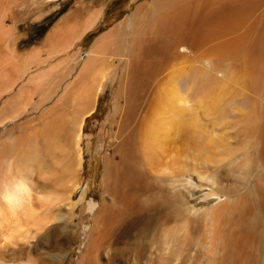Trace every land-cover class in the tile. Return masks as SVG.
<instances>
[{
    "label": "rangeland",
    "instance_id": "rangeland-1",
    "mask_svg": "<svg viewBox=\"0 0 264 264\" xmlns=\"http://www.w3.org/2000/svg\"><path fill=\"white\" fill-rule=\"evenodd\" d=\"M151 1L0 0V67L5 68L7 65L5 69H8L9 66L11 68V70H7L8 73L5 72L8 78L3 80L4 77H2L0 82L4 84L6 82L12 83V80L15 82L12 92H2L0 94V108L22 91H24L25 101L31 100L32 104L34 99L37 100L34 98L36 94H32L33 90L37 89V84L32 81L29 75L31 72H26L30 65L40 66L39 62L33 58H28L26 61L21 53L16 55V42H10V39H14L16 35L23 36L17 47V52H23L25 47L45 31L46 24L51 21L55 13L70 12L73 9L68 13L67 17L69 19L73 18L70 19V22L74 25L85 19V13L92 5L94 8H101L103 11L97 21L98 23L93 25L94 28L86 33L84 37L85 31L81 33V37H83L81 41L78 40L72 46L66 43L63 47L60 46L59 49H56V54H58L56 57L50 58L46 55L47 63H49L52 59L56 62L59 58H63L64 54H77L76 60L73 61L71 56L70 58L73 65H77V70H79L90 47L103 38L101 41L103 48L97 47L99 50L98 65L101 67L99 71L103 79L97 92V101L95 105L93 104L95 110L92 115L87 116L85 110L82 115L76 117L80 124L79 136H82V138L78 141L79 149L75 150V157L71 160L69 158L59 160V158L54 159L47 155L45 144L40 135L37 134L45 129V117L39 120L40 115L45 111L39 114L34 107L30 106V103L27 105V111L22 112L12 122L0 126V135L8 131L9 137L15 142L13 149L18 151L4 153L11 156V159L2 163L20 165L12 168L1 167L0 180L4 179L5 174L9 175L10 182H13L14 178L24 176L26 179H30L31 185L40 195L51 193L54 197L58 196L64 199L62 203L57 201L45 204L46 206L44 207L41 203L37 204L35 202L37 194L34 190L31 191L30 203L34 207L37 206L38 208L36 209L40 212L37 214V218L45 213L50 218V222L45 224L40 222L33 223L32 220H30L31 222L23 220L22 225L25 227V233L13 240L12 245L7 246V249L4 250L6 259H3L4 256L0 257V264H11L13 262L16 264H209L203 258V255H209L210 253L207 251L209 248V245H207L209 239L207 232L208 229L211 230V227L208 226L209 222L204 223V219L209 214L212 216L218 206H222L232 199L227 195L226 197L220 196V200L212 204V195H215V193L221 195V193L217 191V188L210 186V184L199 181L192 174H187L183 178L189 181L188 187L182 184L170 185L165 175L174 170L175 167H172L174 158V161L180 162V156L183 154L181 151L183 144L174 143V139L170 140L168 138L164 145L165 149L158 154L157 158L156 156H149L144 151L140 124L145 121V117L151 110L158 107V111L162 115L161 119L172 126V113L165 109L167 102L164 101V103H161L162 105L158 104L157 97L159 94L162 95V93L164 94L166 91L176 88V83L180 82V79L184 76L187 79L182 80V85H189V90L184 91L187 98L185 101L189 102V108L184 107V109H186L188 118H194L200 124V130L197 128L196 130H198L201 137H203V133L216 135L220 141L223 133L228 137H233L232 125L235 123L236 118H228L230 103H226L232 99L245 98L254 107L255 115L260 118L264 114V102L261 100L264 99V61L259 63L261 70H253L246 65L250 57L249 54H251L250 50H246L239 57L237 56L235 64H232L230 60H227L228 62L226 63V59H229L228 56H230L227 53L235 52L234 49L228 48L226 43H229L234 36L244 35L246 32L244 31L243 33L242 30H245L246 26L242 27L240 31L238 30L234 36L230 33L221 32V37L207 42L206 45L199 49L188 50L186 46H181L173 50L169 58L163 63L160 71L157 72L158 74H155L149 80L150 83L148 82L145 92L135 101L136 111L133 125L136 126V133L133 148L136 161H138L137 165L145 176L143 181L144 183L147 181L150 184H154L158 188L170 190L171 194L169 195H172L173 200L175 199L174 208L177 209L179 207L168 221L160 222L159 228L155 233L156 236L154 238L152 235L146 238H143V236V239L140 237L143 230V220L149 215L147 214V216L143 215L135 219L130 218V221L128 220L125 225L126 228L120 226L114 235H112L113 233L111 234L110 230L109 232L112 236L106 235V233L104 235L105 238L97 244V239L100 238V229H98L100 224L98 225V222H95V214L86 210L88 203L95 206V213L103 207H106L105 212L112 211L115 213L114 210H117V206L112 205L113 201L110 193H107L104 187L103 174L106 165H114L118 146L123 139L119 131V125L127 100L132 101L133 99L131 98L135 97L132 90L135 87L133 85H139L142 82L140 79L143 76L139 74V71L135 74L136 78L131 79L129 76L131 73L129 71V61L131 59L132 63L138 61L140 42L153 34L161 18L155 16L152 19L148 16L145 22L138 24L137 28L133 30V34L131 32L125 33L121 36V39H117L116 47H110V50L107 44L110 39L103 36L110 30L115 29L119 24H126L136 7L147 6ZM88 4H90L89 7H87ZM262 8H264V5L251 19L254 27L258 29L253 27L254 29L252 28L250 33L248 32L244 35V37L250 38L249 41L260 33L261 27L259 28L258 25L264 19ZM254 20H256V23ZM31 21H36L37 24L31 27V25H28L29 23L31 24ZM12 25L13 27H11ZM27 25L30 30H26ZM18 30L23 31L20 32ZM25 30L27 31V36L24 32ZM117 33L118 30L111 31L112 36L117 35ZM67 34L64 29L56 37L58 39L65 38ZM222 38L224 39L222 40ZM208 44L210 45L208 46ZM67 50L70 51L65 52ZM46 51L49 50L45 46L42 52L46 53ZM37 57H39V54ZM203 60L210 61V64ZM200 64L207 68L208 74L204 79H200L197 76L198 70L196 71V69L203 68ZM59 67L57 64L54 72L57 71L58 73ZM237 68L243 76L241 77L242 85L237 83L233 75H230ZM9 73L11 75H8ZM57 77L59 83L65 78L60 74H57ZM44 79L48 80L49 75L45 76ZM248 79L249 81H247ZM137 80L138 83L136 82ZM42 82L45 90L47 83L45 80ZM192 84L194 86H191ZM226 86H228V92L224 95L222 91L226 89ZM191 88H195L198 91L192 93L190 91ZM179 90L181 89L179 88ZM28 96L30 99H28ZM51 104L52 101L48 102V105ZM72 108L70 103L59 107L62 110L61 112L64 113V117H66L59 119V124H62L63 120L65 123L67 122L68 118L71 117ZM204 108L206 109L204 110ZM60 110L55 117H61ZM222 112L224 113L222 114ZM228 124L231 125L229 126ZM187 129H190V127H187ZM124 134H127V131ZM34 141L36 145L35 152L33 150ZM230 142L232 144H240L235 139H230ZM45 143L47 144L46 140ZM11 146L7 145V148ZM240 152L242 153V159H244L245 153L243 151ZM25 153H29L27 154L28 158L15 160L16 154ZM33 153L38 155V158L35 157V162L32 161ZM174 156H177V158ZM67 161H73L75 165L69 167ZM252 161H255L254 155ZM219 164L214 165L212 163L210 165L213 166L212 168L218 174H223L221 172V163ZM255 165L252 164L251 167L252 172L249 175V180L251 179V181L259 173V168L256 169ZM22 170H26L27 173L21 172ZM1 181L0 186L2 185ZM71 182L74 183V186L65 189V185ZM162 183H164V186ZM156 194L157 190L143 192L139 196L140 204H147L148 199ZM66 199L73 206L72 210H69ZM195 209H200L201 212H194L189 215V212ZM201 218L202 221L199 220ZM90 232L92 238L90 237L91 240L89 241ZM145 242H147L146 251L142 257H139L137 253L138 247Z\"/></svg>",
    "mask_w": 264,
    "mask_h": 264
},
{
    "label": "bare ground",
    "instance_id": "bare-ground-1",
    "mask_svg": "<svg viewBox=\"0 0 264 264\" xmlns=\"http://www.w3.org/2000/svg\"><path fill=\"white\" fill-rule=\"evenodd\" d=\"M263 5L264 0H152L147 6L136 7L126 24H119L115 29L110 30L103 36L110 39V42L107 43L108 49L116 47L115 43H118L117 39H121V36L125 33L131 32L133 34V30L137 28L138 24L145 22L148 16L152 19L155 16L161 18L153 34L140 42L138 61H134L133 63L132 59L129 61V71H131L129 76L131 79H134L136 78V72L139 71V74L143 76L140 79L142 82L139 85H133L135 87L132 90L136 98H131L133 99L132 101L127 100L126 106L124 105L125 108L123 109L119 125V131L123 139L118 146L114 165H106L103 174L104 187L107 193H110L113 201L112 205L117 206V210H114L115 213L112 211L105 212L106 207H103L95 213V206L93 204L88 203L86 207L89 213L95 214V222H98V225L100 224L98 228L100 229V238L97 239V244L105 238L104 235L106 233V235H111L112 233L114 235L120 226L126 228L125 225L128 220L130 221V218L135 219L143 215L147 216V214L149 215L143 220L142 236L140 235V237L144 236L143 238H146L152 235L154 238L160 222L164 220L168 221L176 213L175 210L179 209V207L176 209L173 206L175 199L173 200L172 195H169L171 194L170 190L158 188L147 181L144 183L145 176L137 165L138 161H136L135 157V150L133 148L136 133V126L133 125L136 111L135 101L145 92L148 82L150 83L149 80L155 74H158L157 72L160 71L163 63L176 48L186 46L188 50L199 49L206 45L207 42L221 37V32L230 33L234 36L244 26L246 28L242 30L243 33L244 31L250 33L254 27L251 19ZM89 6L90 4L87 5V7ZM262 9L264 12V8ZM102 12L101 8L97 9L92 5L85 13V19L81 20L82 23L79 21L77 24H74L70 31L71 33H68L65 38L58 39L56 35L49 36L48 45L50 46V50L46 52V55L52 58L56 56V49H59L60 46L63 47L65 43L72 46L80 40L81 34H77L79 32L83 33L88 29L90 30L95 22L98 21ZM257 17L259 18V15ZM254 22L256 23V20ZM258 22L260 23V21ZM80 23L81 26H79ZM258 26L259 28L261 27L260 33L254 34L255 37L252 40L249 41V37H244L245 33L244 35L234 36L229 43H226L228 48L235 50L233 53H227L230 56H228L229 59H226V63L228 62L227 60H230L232 64H235L237 56L239 57L246 50H250L251 54H249L250 57L246 65L250 66L253 70H261L259 63L264 61V19ZM114 30H118V33L112 36L111 31ZM20 37L16 35L14 39H10V42L14 41L18 44ZM102 39H99V41L90 47L86 56L84 55V61L78 70L81 84V105L76 104L74 106L75 108L71 112V117L68 118L66 123L59 124L57 121L51 119L49 115L45 116L47 119L44 122L46 130L43 132V138L48 142L46 144L47 147L51 150H56L62 160L66 158L71 160L75 157V150L79 149L78 141L82 138V136H79L80 124L76 117L82 115L85 110L87 116L90 115L91 106L84 102L88 99H95L100 82L103 79L99 71L101 67L98 65V48H103ZM76 55H71L73 61L76 60ZM37 58L34 59L37 61ZM203 61L210 64V61ZM200 65L203 66V64ZM5 68L0 67V80L2 77H4L3 80L8 78L5 72L8 73L7 70H11V68L10 66L8 69ZM206 69L205 66L196 69V71L198 70L197 76L200 79H204L207 76L208 72ZM11 73L8 75H11ZM230 75L236 78L238 84H243L241 80L243 76L238 68ZM185 79H187L186 76L182 77L180 82L176 83V88L174 87V89L166 91L162 95L159 94L157 97L158 104L164 103V101L167 102L165 109L172 113V126L161 119L162 115L158 111V107L151 110L145 117V121L140 124L144 151L149 156H156L157 158L158 154L165 149L164 145L168 138L170 140L174 139V143H182V149H180L183 154L180 151V162L177 163L174 161V158L172 161V167H175L174 170L165 175L168 178L169 184L172 186L182 184L188 187L189 181L183 178L187 174H192L199 181L210 184V186L217 188V191L221 193V195L217 193L212 195V204L217 203L220 200V196L226 197L227 195L232 199L222 206H218V209H215L212 216L209 214L204 219V223L209 222L208 226L211 227V230L208 229L207 232V235H209L207 243L209 248L207 251L211 254L203 255V258L209 264H264V114L260 118L257 117L254 113V107L245 98L229 100L226 102L230 103L228 118H236L235 123L232 125L233 137H228L225 133L221 135V141L218 139V136L211 133V136L203 133V137H201L198 130H196V128L200 130V124L194 118H188L186 109H184V107L189 108V102L185 101L187 98L184 92L189 90V85H182V80ZM11 82L10 84L15 83L14 80ZM136 82L138 83V80ZM133 86L131 85V87ZM191 86H194V84ZM195 88H191L190 91L192 93L197 92L198 90ZM227 88L228 86H226V89H223L222 94H227ZM261 100L264 102V99ZM148 117L150 118L148 119ZM187 127H190V129H187ZM60 130H64L66 134L62 143L57 142L56 136H54V132ZM126 131L127 134H124ZM230 139H235L240 144H232ZM240 151L245 153L244 159H242ZM27 154L29 153L24 154V157L28 158ZM253 155L255 157L254 162L252 161ZM35 157L36 154L34 156L33 153L32 161L34 162ZM174 157L177 158V156ZM67 162L69 167L75 165L73 161ZM212 163L214 165L221 163V172L223 174H218L212 168L213 166L210 165ZM252 164L256 166V169L259 168V173L251 181V179L249 180V175L252 172ZM21 172L27 173L26 170H22ZM9 178V175L5 174L4 179L0 180L2 183L0 186V257L4 256L3 259H6L4 250L7 249V246L12 245L13 240H16L21 234L25 233V227L22 225L23 220H32L33 223L40 222L45 224L50 222V218L45 213L37 218V214L40 213L36 209L38 207H34L30 203L32 190L37 194L35 202L37 204L41 203L44 207L46 206L45 204L57 201L62 203L64 200L58 196H52L51 193L40 195L33 188V185H31L30 179H26L24 176L14 178L13 182H10ZM162 184L164 186V183ZM65 186V189H67L74 186V183L71 182ZM150 190H157V194L148 199L147 204L141 205L139 196L143 192ZM66 202L69 210H72L73 206H71L68 200ZM206 209L209 210L208 208ZM120 210L122 211L120 212ZM194 212H201V210L195 209L189 212V215ZM199 220L202 221V218ZM109 225L111 226L109 227ZM106 230L107 232H105ZM91 232L93 231L91 230ZM91 232L89 241L92 238ZM146 245L147 242L138 247L137 253L139 257L144 255ZM11 264L16 263L13 262Z\"/></svg>",
    "mask_w": 264,
    "mask_h": 264
},
{
    "label": "crops",
    "instance_id": "crops-1",
    "mask_svg": "<svg viewBox=\"0 0 264 264\" xmlns=\"http://www.w3.org/2000/svg\"><path fill=\"white\" fill-rule=\"evenodd\" d=\"M70 12L55 13L53 18L51 19V21H48V23L46 24L45 31L43 33H41V35H39V37H36V39L32 43L29 44L31 46L28 45L27 47H25L23 52H17V50H18L17 47H18L21 40L19 41L18 44L15 45V46H17V47H15L16 55L21 53L24 56V58H23L24 60H27V58H33L34 59V58H36L37 54L39 53V57L37 59H38L40 66L30 65L28 71L26 72V73L31 72V74H29V75L31 76L32 81L35 84H37V89H34L32 92V94H36V97H34V98H36L37 100H35L34 98H31V99L35 100V102H33L34 101L33 100L32 104H31V100L25 101L24 93H23L24 91L19 92V94H17V97L15 96L11 100H8L0 108V126L4 125L5 123L12 122L22 112L27 111L26 109H27V105H29V103H30V106L35 108L36 112H39V114H41V112L45 111L44 113H42V115H40L39 120L43 119L46 115H49L51 119H53L54 121H57V122H59V119H64V113H62L61 112L62 110L59 109V107L61 105L70 103V105L73 107L71 111L74 110V108H75L74 106L76 104L81 105L82 99H81V84H80V78H79V71L77 70L78 66L77 65L74 66L73 63L71 62V58H70L71 55H65L64 54V57L59 58V60H56V62H54L55 60L52 59L49 63H47L48 59H47L46 53L42 52V50L45 48V46L47 47L48 50H50V46L48 45L49 36L57 35L58 33L62 32V30H64V29L67 33H69V34L71 33L70 31L72 30L73 23L70 22V19H73V18L69 19L67 17L68 13H70ZM44 15H42V16L44 17ZM42 16H41V18H42ZM81 23H82V21H81ZM81 23L79 26H81ZM95 23H97V22H95ZM35 24H37L36 21H34V22L31 21V24L29 23L28 25H31V27H32ZM28 25L26 27V30L27 29L30 30V27H28ZM93 28L94 27L90 28V30H92ZM26 30L24 32L26 33V36H27L28 34H27ZM90 30L88 29L87 31H85L83 37ZM18 31L22 32L23 30H18ZM79 34H81V32H79L77 35H79ZM83 37H81V39ZM21 38H23V36L20 37V39ZM68 51H70V50H67L65 52H68ZM46 52H49V51H46ZM57 55L58 54H56V56ZM24 60H23V62H24ZM52 62H54V63H52ZM57 64L60 66L58 73H57V71L54 72V70H56L55 68H57ZM52 72H54V73H52ZM57 74H60L61 76L65 77L60 83L58 81ZM48 75H49V79L48 80L44 79V77L48 76ZM43 80H45L47 83L45 90L43 89V87H44L43 82H42ZM13 85H15V83L14 84L7 83V85H6V83L4 84V83L0 82V94L2 92H4V93L12 92L13 88H14ZM7 87L9 90L6 89ZM59 89H60V91H59ZM68 95H70V96H68ZM29 96H28V99H30ZM50 101H52V104L48 105V102H50ZM96 101H97V96L95 97V99H88L87 101L84 102L85 104H89L91 106V110L89 111L90 116L92 115V113L95 110L94 105H95ZM93 103H94V105L92 106ZM90 106H89V108H90ZM59 110H60L61 117L60 118L54 117L58 113ZM46 119L47 118L45 117L44 120H46ZM62 123H65V121L63 120ZM45 130H46V128L43 131H39L37 134L40 135L43 143L45 144L47 155L54 158V159L59 158V160H60V157H61L60 154L56 150H53V149L51 150L50 148L47 147L45 140L43 138V132ZM7 132L8 131H5L4 133H2L0 135V146H1L0 147V154H1L0 167H2V168H6V167L12 168L14 166L18 167V166H20L19 164L13 165V164H9V163H2L5 160L9 161L11 159V156H8L7 154H4V153H6L8 151L18 152L15 149H13V145H15V142L13 141V139H11L9 137ZM54 133H55L54 136H56L57 142L62 143V141L66 135L64 130L54 132ZM4 143H5V145H4ZM7 145H12V146L10 148H7ZM33 150H34V152L36 150L35 141H34V149ZM15 156H16L15 160H18V159L24 160L25 159L24 154H16ZM34 156H35V153H34ZM36 158H38L37 154H36Z\"/></svg>",
    "mask_w": 264,
    "mask_h": 264
}]
</instances>
